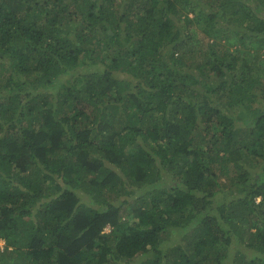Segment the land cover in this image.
<instances>
[{
  "label": "trees",
  "instance_id": "trees-1",
  "mask_svg": "<svg viewBox=\"0 0 264 264\" xmlns=\"http://www.w3.org/2000/svg\"><path fill=\"white\" fill-rule=\"evenodd\" d=\"M0 242L264 264V0H0Z\"/></svg>",
  "mask_w": 264,
  "mask_h": 264
},
{
  "label": "rangeland",
  "instance_id": "rangeland-1",
  "mask_svg": "<svg viewBox=\"0 0 264 264\" xmlns=\"http://www.w3.org/2000/svg\"><path fill=\"white\" fill-rule=\"evenodd\" d=\"M195 30H196V33H197V35H198V38H200V33H199V31H198L197 29H195ZM201 36H202V35H201ZM222 179H223V178H222ZM220 181H221V182H225V183L227 182L226 179H223V180H220ZM0 245L3 246V242H0Z\"/></svg>",
  "mask_w": 264,
  "mask_h": 264
},
{
  "label": "clouds",
  "instance_id": "clouds-1",
  "mask_svg": "<svg viewBox=\"0 0 264 264\" xmlns=\"http://www.w3.org/2000/svg\"><path fill=\"white\" fill-rule=\"evenodd\" d=\"M110 230H111V227L108 226V227L106 228V232H110ZM3 243H4V242H3Z\"/></svg>",
  "mask_w": 264,
  "mask_h": 264
}]
</instances>
